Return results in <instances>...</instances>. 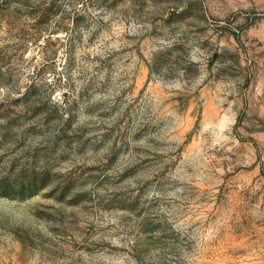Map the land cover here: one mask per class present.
Instances as JSON below:
<instances>
[{
  "label": "rangeland",
  "instance_id": "rangeland-1",
  "mask_svg": "<svg viewBox=\"0 0 264 264\" xmlns=\"http://www.w3.org/2000/svg\"><path fill=\"white\" fill-rule=\"evenodd\" d=\"M0 264H264V0H0Z\"/></svg>",
  "mask_w": 264,
  "mask_h": 264
}]
</instances>
